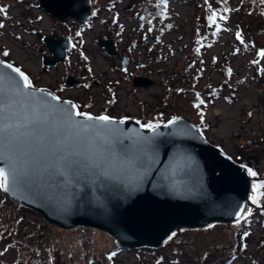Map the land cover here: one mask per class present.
Here are the masks:
<instances>
[{"label": "rangeland", "instance_id": "374dc122", "mask_svg": "<svg viewBox=\"0 0 264 264\" xmlns=\"http://www.w3.org/2000/svg\"><path fill=\"white\" fill-rule=\"evenodd\" d=\"M39 2L0 0V8L4 9L0 12L3 25L0 27V56L40 75L38 84H44L51 78L41 74V57L50 51L37 33L65 35L78 28L75 29L72 22L53 20ZM196 3L202 5L195 8ZM220 4L224 9L218 12L216 6ZM139 10L144 14L141 38L144 35L145 39L140 53L156 54L149 59L152 61H145V56L140 59L144 65L142 71L151 74L157 82L152 87L135 91L126 77L119 74L120 59H111L115 67L108 72L112 64L99 56L93 57V77L103 80L104 73L108 72L109 77L120 80L112 84L115 89L107 87V83L95 87L97 93L107 90L109 97L117 101V105L110 108L111 116L132 117L143 124L187 116L212 144L238 163L245 164L249 152L246 147L249 146L259 157L253 171L264 177V58L259 55L264 50V0H211L209 5H204L203 0H167L166 5L162 0H144ZM213 10L217 11L216 24L207 19ZM98 13L104 18L103 11ZM220 13L227 19L223 21ZM128 18H134L133 22ZM120 22L128 27L127 33L119 34L121 46L132 38L138 39L139 31L132 32L140 24L136 10L125 11ZM94 23L93 35L89 31L78 38L72 54H104L98 44V34H114L120 29L118 25L111 27L104 19H95ZM147 26L150 31H145ZM76 61L73 56L71 62L77 64L76 70L80 72L91 63L89 58ZM147 65L152 66L151 73ZM62 68L63 65L53 69L51 75L58 80L64 72L71 71ZM112 90L115 94L110 93ZM198 103L199 108L195 107ZM260 183L264 180L254 184ZM259 192L264 193V189ZM210 227L211 239L229 241L230 234L223 226ZM248 227V231H237L240 237L243 235L245 249L241 244L234 247L224 254L235 257L234 260H223L221 264H264L261 262L264 258V217L251 220ZM193 232L197 231L185 230L184 240ZM199 236L202 241L207 240L205 234ZM236 251L242 258L237 259ZM112 253L115 255L109 259ZM0 264L198 263L190 261L171 240L162 248L128 249L101 229L86 226L64 229L50 224L0 189Z\"/></svg>", "mask_w": 264, "mask_h": 264}, {"label": "water", "instance_id": "95a60500", "mask_svg": "<svg viewBox=\"0 0 264 264\" xmlns=\"http://www.w3.org/2000/svg\"><path fill=\"white\" fill-rule=\"evenodd\" d=\"M40 5L61 20L68 16L87 20L91 9L90 0H40ZM38 36L53 54L44 57L46 66L66 59L73 45L70 37L59 39L41 32ZM100 45L114 53L113 40L101 39ZM0 61V75H18L4 65L18 66L1 56ZM134 81L137 86L155 82L150 77ZM33 89L37 99L70 108L69 100H52L58 96L54 92ZM178 117L175 125H160L161 135L154 139L151 130L141 128L137 120L126 119L120 124L122 119H115L112 127L127 133L130 139L114 145L111 162L102 168L83 156L74 158L77 163L70 168L57 167L56 146L45 130L44 140L29 141L32 166L27 184L4 192L50 224L64 229H101L128 249L161 247L182 228L240 220L247 206L253 204L250 195L254 177L248 169L259 162V157L249 154L245 164H240L207 140L189 117Z\"/></svg>", "mask_w": 264, "mask_h": 264}, {"label": "flooded vegetation", "instance_id": "af4514ba", "mask_svg": "<svg viewBox=\"0 0 264 264\" xmlns=\"http://www.w3.org/2000/svg\"><path fill=\"white\" fill-rule=\"evenodd\" d=\"M91 1V9L89 13V17L87 20H81L78 18H74L72 16L66 17L64 20L58 19L57 17L50 14V17L57 21L58 23H67L72 22L71 24L75 29L71 34L67 33L65 35H58V34H44L45 36H52L55 38H64L66 36L70 37L73 45L68 50L66 59L62 62L57 63L56 65H45L44 64V57H51L53 54L51 51L47 54H42L41 60H42V75L43 77L46 76L50 77L51 81L49 83L44 84H38V79L40 75L33 74L32 72L28 71L27 69L21 68L23 71L26 72L29 79L32 81L33 87L38 88H44L47 90H50L54 92L56 95H58L63 100H69L75 105L79 106V111L82 112H88L92 114L93 116H99V115H108L111 116V109L117 105V101L113 100L111 97H109V93L107 90H104L103 92L97 93L95 91V87L99 86L100 84L107 83L106 86L110 89L116 88V86H112V84L120 83L118 79H114L109 77L110 72L114 67V63L111 59H120V67H118L119 74L123 77H126V79L132 84V89L135 91L138 90H144L148 87H152L157 80L155 78H151V74L145 73V71H142L144 65L143 62L140 60L144 56L147 58L145 61H152L149 60L151 57H154L156 54H141L140 53V47L143 45L142 43L145 42V39L143 38L144 35L141 38V34L143 32V26H144V14L143 11L139 10L140 7L143 8L144 0H137V3H135V0H90ZM126 1L124 4L123 2ZM213 1V0H212ZM211 0H203L204 5H209ZM224 2V0H223ZM40 3V2H39ZM201 6L202 3H196L195 8H198V6ZM225 6V4L223 3ZM220 4L219 6H216L217 11L224 9V6ZM136 10L137 12V19L139 21V26L136 25V28L132 30L133 33H136V31H139L138 33V39L132 38L130 42L125 41V44L121 46V39L119 38V34H121L123 31L127 33L128 27L123 22H120V18L123 17V14L126 12H134ZM99 11H103L104 15L102 18L101 15L98 13ZM216 10H213V12H217ZM224 16V15H223ZM222 17V14L220 15ZM103 20L105 23H108L111 27L118 25V29L116 32H111L108 34L99 35L98 34V44L100 45V40H113L114 41V53H109L105 47H101L104 54H72V50L74 49V46H76V42L78 41V38H81L82 35L86 34L87 32L91 31L93 35V27H95L94 20ZM130 22H133L134 18H128ZM224 21V19H222ZM141 25V26H140ZM140 27V28H139ZM110 28V27H109ZM112 28H110L111 30ZM145 31H150V27L147 26L145 28ZM39 33V32H38ZM37 33V35H38ZM125 33V34H126ZM125 34H122L123 37H125ZM39 37V36H38ZM40 38V37H39ZM41 39V38H40ZM44 43L45 41L41 39ZM157 41L154 40V42ZM47 46V44L45 43ZM48 48V47H47ZM75 56V59L77 61L79 58H89L91 59V63H88V67H84L83 70L80 72L79 69L76 70L77 64H73L71 62L72 57ZM101 57L103 60L107 61L109 64L108 72L104 73V79H98L97 77H93V57ZM126 59V63H125ZM76 61V62H77ZM14 65L18 66L17 64L13 63ZM63 65L62 69H70L71 71H66L61 75L60 79H56V77L51 75V71L53 69H56L57 67H61ZM19 67V66H18ZM147 71L150 73L152 72V66L147 65ZM116 71V70H115ZM109 75V76H108ZM70 77V78H68ZM137 77H150L155 82L153 85L149 86H137L135 84V78ZM108 81V82H106ZM111 83V85H110ZM108 88L109 91H111ZM111 94H115V91L112 90L110 92ZM115 118V117H113ZM127 118V120H133L132 117H123L120 116L119 118L115 119H124ZM137 120V119H134ZM140 122L139 120H137ZM143 124L142 122H140ZM159 123L160 125H163L165 122H155ZM247 151H249L247 155L249 154H255L253 153V150L249 148V146L246 147ZM257 155V153L255 154ZM258 156V155H257ZM254 169H256L253 166ZM251 168L253 171L254 169ZM255 179V183L263 181L264 177H260L258 175L253 176ZM255 192V191H253ZM257 195V194H255ZM253 194L251 195V197ZM257 199L259 200V203L252 204L249 207L246 208L242 218L236 222L232 223H224V222H215L211 225H220L225 228L224 231L228 232L230 234V239L227 242H220L217 241L216 237L210 238V226L208 225L206 227L201 228H182L180 231L174 232L175 235H171V239H167L165 243H167L169 240L175 242V245H177L180 248V251L182 253H185L187 257H189L190 261H196L198 264H221L223 260L224 262L232 261L234 260L228 253V257H225L224 254L228 251H231L234 249V247L238 245H242L243 250L245 247H243L244 241H243V235L240 237V235L237 233L238 230L242 231H248L249 227L248 224L251 220L257 219L259 217H264V195L257 196ZM252 201V200H251ZM185 230L197 231L190 234H187L186 240H184V234L183 232ZM205 234L206 235V241H202V238H200L199 235ZM198 235L197 237H195ZM164 245V243H163ZM161 247L158 248H162ZM144 248H151V247H144ZM239 251H236V257L237 259L242 258L239 257ZM224 256V257H223ZM194 257V258H193ZM250 260L253 262L254 259L250 258ZM261 262L264 263V258H261Z\"/></svg>", "mask_w": 264, "mask_h": 264}, {"label": "snow or ice", "instance_id": "6c2138e0", "mask_svg": "<svg viewBox=\"0 0 264 264\" xmlns=\"http://www.w3.org/2000/svg\"><path fill=\"white\" fill-rule=\"evenodd\" d=\"M162 3L166 5L167 0H162ZM3 11L4 9L0 8V12ZM216 15L213 12L208 16L209 23H217ZM221 19H227V17L222 16ZM0 27L3 25L0 24ZM237 36L240 37V34L237 33ZM259 55L264 58V50H261ZM0 64H3V61H0ZM4 66L18 74L16 77L0 75V164L3 165L0 166V189L5 192H8L11 187L27 184L32 166L29 141L33 138L44 140L45 130L48 134L47 138L56 146L58 153L56 166L62 168L72 167L77 163L74 158L81 156L102 168L111 162L114 145H123L125 140L130 139L127 133L112 127L116 122L113 117L93 116L88 112L79 111V106L71 102H69L70 108L64 109L58 108L46 99H37L29 77L12 64ZM228 73L231 75V69ZM44 91L39 89L41 93ZM48 96H51V93H48ZM52 100L59 101L60 97L53 96ZM195 107L199 108L200 104H196ZM76 117H83L84 120H77ZM126 119L120 120L119 123L123 124ZM179 119V117H173L167 124L175 125ZM140 127L151 130L154 134L152 139L156 135H161L158 132L159 123L149 122L141 124ZM248 171L250 175H256L251 169ZM253 189L257 194L264 195L259 192L260 189H264V183L254 184ZM251 200L254 204L259 203L257 195H253ZM114 255L115 253H112L109 259Z\"/></svg>", "mask_w": 264, "mask_h": 264}, {"label": "trees", "instance_id": "16d2710c", "mask_svg": "<svg viewBox=\"0 0 264 264\" xmlns=\"http://www.w3.org/2000/svg\"><path fill=\"white\" fill-rule=\"evenodd\" d=\"M220 12H221V11H220ZM216 13H217V12H216ZM220 14H221V13H220ZM159 16H160L161 19H163V16L161 15V13H159Z\"/></svg>", "mask_w": 264, "mask_h": 264}]
</instances>
